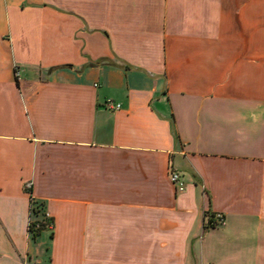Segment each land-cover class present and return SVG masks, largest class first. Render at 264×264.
<instances>
[{"label":"crops","instance_id":"0c3cea01","mask_svg":"<svg viewBox=\"0 0 264 264\" xmlns=\"http://www.w3.org/2000/svg\"><path fill=\"white\" fill-rule=\"evenodd\" d=\"M0 264H264V0H0Z\"/></svg>","mask_w":264,"mask_h":264},{"label":"built area","instance_id":"2783aa9c","mask_svg":"<svg viewBox=\"0 0 264 264\" xmlns=\"http://www.w3.org/2000/svg\"><path fill=\"white\" fill-rule=\"evenodd\" d=\"M19 73H17L18 75ZM106 106L111 109H119L121 107V104L116 103L114 101H107ZM171 180L172 182L178 184L179 190L183 189V184L180 182V174L174 170V168H171ZM31 187V184H27V189ZM40 215L39 218H35L36 216ZM218 219L217 222L223 223L224 222V216L222 214H218L216 216ZM44 224V225H42ZM44 226V228H53V222L50 220L49 214L43 209L42 205L32 199L31 200V220L29 222V230L31 232V229L33 227L35 228H41Z\"/></svg>","mask_w":264,"mask_h":264},{"label":"trees","instance_id":"16d2710c","mask_svg":"<svg viewBox=\"0 0 264 264\" xmlns=\"http://www.w3.org/2000/svg\"><path fill=\"white\" fill-rule=\"evenodd\" d=\"M41 205H42V204H41ZM42 225H44V224H42ZM212 225H214V222H213L212 218L210 217V218H209V221H208V223H207V227H206V228L211 227ZM43 229H45L44 226H42L41 228H35V227H33V228L31 229V233L33 234L34 237H36L37 235H39V234L41 233V231H42Z\"/></svg>","mask_w":264,"mask_h":264}]
</instances>
